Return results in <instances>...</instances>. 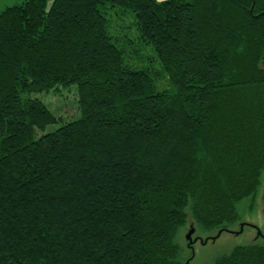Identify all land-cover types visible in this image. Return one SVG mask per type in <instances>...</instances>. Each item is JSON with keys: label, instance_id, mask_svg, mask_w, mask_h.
Here are the masks:
<instances>
[{"label": "trees", "instance_id": "16d2710c", "mask_svg": "<svg viewBox=\"0 0 264 264\" xmlns=\"http://www.w3.org/2000/svg\"><path fill=\"white\" fill-rule=\"evenodd\" d=\"M113 14L131 15L133 37ZM61 86L75 116L36 96ZM263 175L264 0L0 12V264H186L187 209L202 231L231 229ZM208 264H264V245Z\"/></svg>", "mask_w": 264, "mask_h": 264}, {"label": "rangeland", "instance_id": "374dc122", "mask_svg": "<svg viewBox=\"0 0 264 264\" xmlns=\"http://www.w3.org/2000/svg\"><path fill=\"white\" fill-rule=\"evenodd\" d=\"M24 0H0V12L8 6L19 4ZM52 2V0H50ZM112 29L115 34H127L134 36V26L130 14L119 17L112 15ZM147 53L149 50L146 51ZM134 63L144 64L138 58ZM157 63L155 62V65ZM159 67V65H156ZM159 86L167 87L168 79L162 76L158 82ZM75 86L63 87L60 90L48 93H40L36 96L43 99L57 115L64 117L75 116L74 104L77 103ZM78 104V103H77ZM67 115V116H66ZM61 123L49 126L45 132L57 128ZM43 132L41 131L40 134ZM242 221L235 223L230 231L205 232L199 227L191 210L187 209L188 220L181 228L179 239L189 262L187 264H208L218 253L232 249L237 245L263 244L264 245V175L263 185L257 194L254 208H250L249 201L244 200L240 204Z\"/></svg>", "mask_w": 264, "mask_h": 264}, {"label": "water", "instance_id": "95a60500", "mask_svg": "<svg viewBox=\"0 0 264 264\" xmlns=\"http://www.w3.org/2000/svg\"><path fill=\"white\" fill-rule=\"evenodd\" d=\"M225 231H230V229H226ZM221 232H223L222 230L221 231H219V233H221ZM190 260V259H189ZM189 260L187 261V263L189 262ZM186 263V264H187Z\"/></svg>", "mask_w": 264, "mask_h": 264}]
</instances>
